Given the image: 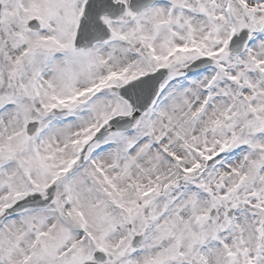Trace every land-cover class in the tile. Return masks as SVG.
I'll list each match as a JSON object with an SVG mask.
<instances>
[{"label":"snow or ice","instance_id":"snow-or-ice-1","mask_svg":"<svg viewBox=\"0 0 264 264\" xmlns=\"http://www.w3.org/2000/svg\"><path fill=\"white\" fill-rule=\"evenodd\" d=\"M0 264H264V0H0Z\"/></svg>","mask_w":264,"mask_h":264}]
</instances>
